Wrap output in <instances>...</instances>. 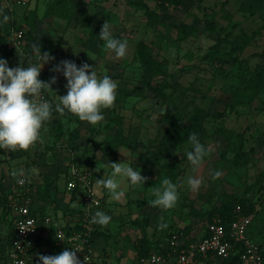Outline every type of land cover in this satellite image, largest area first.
<instances>
[{
    "label": "rangeland",
    "instance_id": "374dc122",
    "mask_svg": "<svg viewBox=\"0 0 264 264\" xmlns=\"http://www.w3.org/2000/svg\"><path fill=\"white\" fill-rule=\"evenodd\" d=\"M35 1L39 6L41 0ZM147 2L154 9L160 4V0ZM71 3L77 5L76 13L70 14L74 23H89V19H93L85 12L83 3ZM17 6L14 28L23 29L27 40L33 32L26 20L33 19L35 14L33 10L27 11L26 5ZM116 14L123 21L119 35L128 44L123 58L117 59L115 53L105 50L101 43L97 57L75 55L68 60L78 68L87 63L98 78L103 77V72L109 74L117 83L114 106L102 109L105 119L96 125L80 121L71 113L62 116L69 133L81 134L62 143L65 146L78 140L74 155L78 165L94 166L103 160L108 155L111 128H115L113 135L121 128L134 145L133 150L124 148L131 153L134 167L147 178L144 185L133 186L131 204L127 208H104L103 212L111 221L107 226L98 227L95 264H137L134 262L137 243L144 236L153 242L162 237L160 244H163L173 230L194 226L197 231L188 235L191 239L205 230V221L210 215L218 214L223 202L249 196L256 200L264 191V0H184L180 7L171 6L164 14V26L149 25L144 11L130 6L128 0ZM56 19L44 16L36 29L33 43L38 44L41 53L49 52L47 45L51 46L49 50L57 46L53 32L58 29L52 24ZM205 19H213L221 33L204 32ZM2 21L0 8V24ZM182 23L197 27V33L181 40L178 35ZM95 31L97 28L90 35L92 38H96ZM66 41L72 48L87 45L85 38L77 42L73 34ZM12 53L13 68L24 67L36 56L32 44ZM56 56L54 54L55 59L46 63L47 74H59L51 69L65 59ZM151 56L162 63L161 76H154L148 64ZM233 58L240 60L233 65ZM59 80L54 87L64 96L67 80L63 77L62 85ZM171 107L186 121L196 110L204 109L209 113L205 121L208 155L199 169L194 170L187 160L186 152L191 150L189 141L172 159L159 153L166 128L159 120L162 111ZM68 116L73 118L74 126L68 122ZM96 132L101 134L98 136ZM30 153L32 158L28 163L34 166L38 156L35 150ZM4 163L0 160V175L4 171L11 176ZM217 170L222 175L213 180L212 175ZM189 176L202 179L197 192L188 186ZM164 178L176 184L178 191L176 205L167 210L151 204L155 199L152 189L161 187ZM5 217L0 208V239L9 232ZM160 225L167 226L160 228ZM252 232L254 241L264 240V214L255 222ZM3 256L0 246V264H3Z\"/></svg>",
    "mask_w": 264,
    "mask_h": 264
},
{
    "label": "crops",
    "instance_id": "0c3cea01",
    "mask_svg": "<svg viewBox=\"0 0 264 264\" xmlns=\"http://www.w3.org/2000/svg\"><path fill=\"white\" fill-rule=\"evenodd\" d=\"M50 0H41L40 4L38 6V3L33 0L30 2L28 0V6L27 11L33 10L37 13L38 21H37V28L41 24L42 18L45 16L47 5ZM74 2H80L83 3V5L86 7L85 12L88 15H92L93 19H89V23H74L73 20L71 23L63 20V19H56L55 21L52 20V24L54 28L58 29V32H53L54 37L58 41L56 48L53 50H49L50 45H47L46 48L48 49V53L54 56L56 54V57L70 60L75 57V55H84L87 57H97L99 55L98 47L101 45V43H104L100 37L99 33L101 31V28L105 21H107L110 24V31L114 36L119 35V27L121 24H123L122 20H119L118 15L116 14L121 6L125 4V0H70ZM132 1H144L147 2V0H128V3ZM148 3V2H147ZM130 5V4H129ZM0 8H2L3 14H7L10 19L8 22L2 21L0 24V36L4 37L7 41V50H5L2 46H0V59L7 60L8 66L10 68H13L11 65V62H13L14 57L13 51L16 50H9V39L11 37V34L14 30H23L20 28L15 29L14 25L16 23V14L18 6L14 2V0H2L0 1ZM26 11V10H25ZM16 12V13H15ZM105 16V17H104ZM111 16V17H110ZM112 20V21H111ZM26 24H23L25 27ZM94 28H97V31L94 33L96 34V38H92L90 35L93 34ZM93 29V30H92ZM73 34V38L78 42L81 38H85L87 41V45L82 47H70L67 46L66 38ZM122 36V35H121ZM29 37H27L28 39ZM35 39V37H34ZM34 39L29 42V44H33ZM45 41V39H43ZM36 42V41H35ZM27 41L24 42V46L26 45ZM85 43V44H86ZM25 49V48H24ZM18 51V50H17ZM20 51V50H19ZM24 52V51H23ZM9 53V54H8ZM12 53V54H11ZM36 56H38L36 54ZM35 56V57H36ZM11 57V58H9ZM43 71L41 70V78L48 82L51 80L53 76L56 77V83L59 80V83L61 85L63 84L62 78L64 77L62 72L59 74L54 73H48L47 71L49 69V66L44 64ZM104 75L109 76V74L103 72ZM102 75V76H104ZM114 76V75H113ZM58 79V80H57ZM66 86V85H65ZM52 90H47V96L50 100L52 106H53V112L52 117L49 121L45 122L42 127L41 132V139L36 143L34 146L30 147L27 151L24 150H16V151H6L3 149H0V160L4 161L5 163V170L11 175L12 171H20L22 168L24 169V172L26 174L24 177L28 182V185L32 189H39V188H45L47 184H51L53 190L51 192L50 199L44 201L42 199L35 201V209L38 213L42 215V217L50 216L53 218V224L52 225H44L41 227V232L38 237L37 241V249L35 252V260L34 264H42V262L39 260V257L41 255L44 256H55L59 255L61 252L60 248L56 246L57 244V237L56 232L58 227H66L67 229L71 230L70 227H73L74 225H77V215L80 212V209L82 207V198L78 194H69L66 190V177L67 173L69 172L72 163H76V156L75 155V147L78 140H75L74 142L70 141L68 145H63V141L72 140V136L79 137L81 134H72L69 133V129L64 123V118L62 116L55 112V104L59 102L58 94L59 88L55 89L54 84L51 85ZM64 94H67V88L64 87ZM65 114L69 115V112L67 113V110L65 111ZM67 117V116H66ZM68 122L70 125H75L76 123L72 122L73 118L68 116ZM61 124L58 126V124ZM62 128V131L64 133L63 136H60V129ZM115 128H111V135H108L107 142H113L116 138V134L113 135ZM115 133V132H114ZM96 134L99 136L101 133ZM95 134V135H96ZM96 135V136H97ZM70 148V149H69ZM74 148V151L72 150ZM35 150V155L37 157V163L34 166L29 165V161L31 157V151ZM69 150V151H68ZM71 150V151H70ZM127 149L124 147L118 148L115 151H111L109 148L106 150L108 155L101 161L97 163V165L89 166L94 174V180H95V188L96 191H99L98 195L102 198V205L99 209L96 211H104V208H127L129 204H131L132 194H133V185L130 183V180L126 177L117 176L116 179L120 183V188L118 191L123 190L125 192V196L120 200L116 201L111 198L110 193L107 189L101 187H97L96 185V179H102V178H108V176L111 175L112 169L110 167V163H129L128 166L133 167L134 170H137L136 167H134V164L132 162V155L131 153L128 154L129 151H126ZM56 156V157H55ZM53 160V161H51ZM25 164V165H24ZM55 164V165H54ZM12 176V175H11ZM6 175L3 171L0 175V179L3 178L5 181V186L8 190L12 192L13 185L16 181L11 177ZM36 199V197H35ZM9 219L13 220L12 214H9ZM117 220V219H116ZM115 220V221H116ZM118 221V220H117ZM206 222L203 225V228L206 230ZM119 226V224H117ZM99 225L96 224L95 231L98 229ZM9 228V227H8ZM190 228L191 231H189V236L193 232V230L197 231L196 228L193 227H186ZM185 229V228H184ZM201 231L198 236H193L191 238V241L198 240L199 237L203 234L205 231ZM100 231V230H99ZM176 231V230H173ZM97 235L94 236V250H95V258L94 262L96 261V257L98 256V251L96 248V243L98 242V231L96 233ZM190 238V237H189ZM162 237L155 239V242L160 241ZM163 240V239H162ZM167 241V238L164 240L163 244ZM163 246V245H162ZM212 260H204L201 262V264H207L208 262H211ZM93 262V264H94ZM134 262L136 263V257L134 258Z\"/></svg>",
    "mask_w": 264,
    "mask_h": 264
},
{
    "label": "clouds",
    "instance_id": "9594fccd",
    "mask_svg": "<svg viewBox=\"0 0 264 264\" xmlns=\"http://www.w3.org/2000/svg\"><path fill=\"white\" fill-rule=\"evenodd\" d=\"M9 19L7 14H3L5 23ZM99 37L104 42V49L115 53L117 59L126 55L127 41L113 37L107 21L104 22ZM32 49L39 55L42 63L10 68L7 60L0 59V149L13 152L18 149L27 151L40 140L41 128L52 117V104L47 100H41L40 95L42 90H52L51 85L56 83V77L53 76L48 82L41 81L39 77L44 64L55 58L48 52L41 53L36 43L32 44ZM51 70L57 73L62 72L67 80V94L58 96L59 102L55 104V112L64 116L67 110L80 121H86L91 125H96L105 119L102 109H111L116 101L117 83L112 78L107 75L98 78L97 73L93 68L90 69L87 63L78 68L74 62L68 60L61 61ZM188 140L191 150L186 152L187 160L196 170L203 164L208 150L201 144L198 134L190 133ZM110 167L111 175L108 178L96 179V185L107 189L111 198L116 201H120L125 196L123 190L118 191L120 183L116 179L117 176L128 178L133 186L144 185L147 179L141 175L139 170H134L133 167L126 166L124 163H110ZM11 175L20 185L26 182L22 178L24 177L22 169L12 171ZM221 175L222 172L217 170L213 173L212 179H218ZM202 182L201 178L193 176L187 178V184L193 192L199 190ZM152 194L155 197L151 201L153 207L172 209L178 200L177 185L168 178L162 179L161 187L153 188ZM110 221L109 215L98 210L90 222L107 226ZM166 226L160 225L159 227ZM58 238L63 240L60 236ZM77 251L65 249L59 255H41L39 260L42 264H81L76 255Z\"/></svg>",
    "mask_w": 264,
    "mask_h": 264
},
{
    "label": "built area",
    "instance_id": "2783aa9c",
    "mask_svg": "<svg viewBox=\"0 0 264 264\" xmlns=\"http://www.w3.org/2000/svg\"><path fill=\"white\" fill-rule=\"evenodd\" d=\"M14 2L19 5L28 4V0H14ZM25 40L24 30H14L9 39V50H22ZM38 63H42L39 55L28 60L24 67ZM39 79L44 81L41 74ZM40 99L50 102L47 90H42ZM41 132L42 128L40 139ZM65 181L69 194L81 196L82 207L77 215V225L70 227L71 230L68 232L66 227L57 228L56 246L61 249L59 254L65 249L78 250L76 255L81 264H93L95 250L92 240L96 224L90 221L102 205V198L95 188L93 171L89 166L72 163ZM9 199L16 235L7 251V264H34L41 227L52 225L53 218L42 217L36 211L34 189L29 187L27 180L23 185L18 184L17 181L14 183ZM256 210L262 211L261 204L257 205ZM242 212V206L238 205L235 218L228 225L219 215H214L211 220H207L206 230L195 241H191L189 236L180 231L172 237L168 245L170 252L154 253L148 258L139 260L137 264H201L204 260L214 258L225 260L235 255L239 256L240 264H264V246L249 235L255 215H243ZM57 234L63 240L59 239Z\"/></svg>",
    "mask_w": 264,
    "mask_h": 264
},
{
    "label": "trees",
    "instance_id": "16d2710c",
    "mask_svg": "<svg viewBox=\"0 0 264 264\" xmlns=\"http://www.w3.org/2000/svg\"><path fill=\"white\" fill-rule=\"evenodd\" d=\"M51 1L48 2L45 16L57 17L58 19H63L71 23L74 17L70 16V14L72 13L73 15V13H76L77 5L71 3L72 1L70 0H53V3H50ZM183 2L184 0H160V4L155 9L144 1H132L129 4L135 9L144 11L149 25L164 26L165 25L164 14L167 13V11L171 8V6L180 7L183 4ZM33 13L35 14L33 19L28 18L26 20V22L30 25L31 30L33 32L26 40L27 41L26 44H29V42H31L34 39L35 32L37 29V21H38L37 13L36 12ZM202 25L204 27V32L206 33H215V34L221 33V29L213 19H205ZM197 31H198L197 27L182 23L180 26L178 37L181 40H186L188 39L189 36L197 33ZM114 37L123 41V36L121 35H116ZM0 46H2L5 50H7V41L2 36H0ZM262 56H264V54H262ZM239 60L240 59L233 58L231 60V63H233V65L237 64ZM148 64L150 65L154 76L158 77L163 74L162 63L160 61H158L157 59L151 56L148 58ZM154 90L157 91L156 89ZM208 117H209V113L204 109L196 110L187 121L176 109L172 107L162 111L161 119L159 121L164 123L166 128L159 148V153L161 154V156H164L165 158L168 159L174 158L177 152L179 151L180 147L189 141L188 136L190 133L198 134V138L201 144H203L207 149L206 142L208 138V132L205 126V121ZM60 125L61 124L59 123L58 126ZM59 134L60 136L64 135L62 128L60 129ZM133 146L134 145L127 140L121 128L119 129V131H117L115 140L113 142H108V148L111 151H115L121 147H126L133 150L134 149ZM240 150L241 152L246 154L242 148ZM52 190L53 188L51 184H47V186L44 189L43 188H39L37 190L34 189V196L36 197V200L38 196V199H42L46 201L50 199ZM11 194L12 192L6 188L5 181L3 180V178L0 179V208L2 209L3 215L6 216L5 217L6 220H8L9 222L8 223L9 232L5 237H3V239L2 238L0 239L1 240L0 246L1 248H3V252H4L3 264H7V260H6L7 251L16 235L15 234L16 230L13 224V220L9 219L10 216L9 214H11V210L9 206V202H10L9 198ZM259 204H261L262 206V211L256 210V207ZM238 205L242 206L243 215H252V214L255 215L254 222L249 232L250 237L254 239L252 228L255 225V222L264 214V191L256 200L251 199L249 196L247 198L239 199L237 201L236 200H233L231 202L225 201L223 202L222 206L218 209V214L216 215H219L223 219L224 223L228 225L235 218V210ZM213 216L214 215H210L208 220H211ZM135 222L140 224L139 223L140 221H135ZM68 231L69 229H67V232ZM97 231L93 233V240H92L93 243L95 242L94 236L97 235L96 234ZM180 231L184 232L185 235L188 236L189 231H191V229L185 228V229L172 231L171 233H169L167 237V241L164 244H160L161 243L160 241L153 242L147 236L141 238L137 243V253H136L137 262L141 259L148 258L154 253L167 254L168 252H170V248L168 247V245L170 244L172 237L176 233H179ZM258 243L264 246V240ZM211 260L212 261L208 262L207 264H213L214 262H217L219 264H240V258L238 255L232 256L225 260H221L219 258H214Z\"/></svg>",
    "mask_w": 264,
    "mask_h": 264
}]
</instances>
